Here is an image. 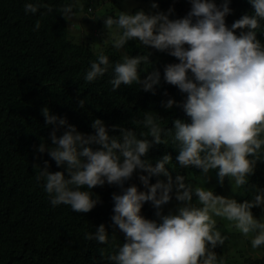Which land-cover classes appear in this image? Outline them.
<instances>
[{"label": "clouds", "instance_id": "1", "mask_svg": "<svg viewBox=\"0 0 264 264\" xmlns=\"http://www.w3.org/2000/svg\"><path fill=\"white\" fill-rule=\"evenodd\" d=\"M188 2L190 10L179 18H170L175 12L173 7L154 12L121 10L115 16L100 15L91 7L78 16L75 3L58 9L70 22L69 27H75L72 21L84 16L92 20L103 18L107 29L103 42L110 39L116 50L124 49L130 40H137L142 47L175 57L178 62L164 66L163 81L178 88L185 98L182 102L168 98L161 101V106L181 107L191 120L188 123L176 119L173 131L158 122L162 118L157 114L146 112L142 120L133 119L132 123L147 132L112 125L113 131L119 128L120 135L116 136L110 135L104 121L97 118L91 123L94 133L86 134L69 124L66 117L51 114L47 106L41 109L45 124L53 125L49 135L51 145L42 140L36 151H47L57 167L64 166L67 172L66 177L65 171H49L48 161L39 166L36 180L38 183L43 180L51 206L67 205L76 213H87L100 203L98 196L94 198L93 188L105 183L120 188L119 193H112L111 220L124 233L125 242L107 255L100 249L101 255L113 264H226L225 258L214 249L223 246L229 237L219 230L214 216L232 222L242 236L250 237L253 249L264 246V219H259L261 211L256 208L264 209V190L255 193L251 200L237 202L203 186L209 171L218 170L219 184L223 185L228 177L234 193L238 188L244 189L257 161L264 155V43L257 38L260 21L264 20V0H248L253 14L242 15L230 27L226 17L233 12L229 7L231 0ZM108 4L116 6L111 0ZM151 8L158 9V4L153 2ZM24 12L46 16L53 12V7L26 2ZM40 27L38 19L34 30ZM113 28L117 30L115 33ZM237 29L241 30L239 34ZM141 63L151 64L148 54L126 53L113 66L101 52L90 62L84 80L95 82L111 70L109 83L113 92L122 84H137L155 95L161 85V73L154 69L141 79L138 70ZM163 94L168 96L167 91ZM84 105L81 100L79 106ZM65 125L66 130L58 136L60 127ZM167 137L178 147L175 159L180 166L200 169V176L189 174L198 186L186 183V177L180 174L173 178L166 167L172 162L169 154L163 155L154 166L143 158L153 145L167 144ZM137 170L146 191L139 190L135 183L125 187ZM152 176L167 179L150 184ZM173 190L178 206L175 212L164 214L163 206L173 198ZM145 202H151L158 219L141 215ZM85 239L101 244L110 240L103 223L95 233H86Z\"/></svg>", "mask_w": 264, "mask_h": 264}, {"label": "trees", "instance_id": "2", "mask_svg": "<svg viewBox=\"0 0 264 264\" xmlns=\"http://www.w3.org/2000/svg\"><path fill=\"white\" fill-rule=\"evenodd\" d=\"M106 1L0 0V264H113L101 255L100 249L103 248L107 255L116 250L115 246L125 242L124 233L111 220L114 214L112 193L120 192L116 185L105 183L93 188L94 198L98 196L100 203L87 213H76L67 205L51 206L43 190V180L39 183L36 180L39 166L43 167L48 161L49 171L53 172L65 171V167L58 168L47 151H36L42 140L51 145L49 135L53 125L45 124L41 113L43 107L47 106L53 115L66 117L69 124L86 134L94 133L91 123L97 118L104 121L110 135H120L119 128L113 131L112 125L137 133L140 130L147 132V129L132 123L133 119L142 120L146 112L157 114L162 118L158 122L173 131L176 119L191 122L181 107L166 109L161 106V101L168 98L178 102L185 98L178 88L163 81L164 66L178 62L175 57L154 48L142 47L137 40H130L124 49L116 50L110 39L103 42L107 38L103 18L92 20L84 16L77 22L73 20L78 34L72 35L70 22L58 11L67 3L78 6L75 10L79 16L87 13L89 7L100 15L113 16L121 10L154 12L173 7L175 12L170 18H179L190 10L188 0H111L115 7L108 4L100 8ZM26 2L50 4L53 12L46 16L25 14ZM153 2L158 4V9L151 8ZM229 7L233 9L226 17L229 27L242 15L253 14L248 0H231ZM116 9L118 11L114 12ZM41 11L45 9L41 8ZM38 19L41 27L35 31ZM260 25L257 38L264 43V20ZM112 31L115 33L117 30L113 28ZM240 31L237 29V34ZM101 52L109 57L113 66L126 53L130 56L148 54L151 64L141 63L138 70L141 79L154 69L160 71L161 85L155 95L137 84H122L113 92L109 83L111 70L95 82H86L84 75L89 64ZM165 91L168 96L163 94ZM81 100L85 101L84 107L79 106ZM66 127L61 126L57 135H61ZM148 139L152 138L149 136ZM167 139V144L153 145L143 158L154 166L163 155L169 154L172 162L166 167L173 178L177 174L183 175L186 183L190 181L195 186L189 174L197 176L200 169L180 166L175 159L178 147L171 142V137ZM217 171L211 170L218 179ZM140 174L139 170L134 172L132 178L125 182V187L135 183L139 190L146 191L139 181ZM65 175L67 177L66 171ZM157 179L167 178L152 176L149 183H155ZM227 180L225 177L224 183ZM221 187L220 184L212 191L220 195ZM240 190L243 191L241 202L251 200L255 193L264 190V155L257 161L254 174L248 177V184ZM155 211L151 202H145L141 215L158 219ZM252 211L257 217V210L253 208ZM102 223L109 234V243L86 240L85 234L95 233ZM217 225L222 234L230 237L229 230L221 222ZM113 234L115 240H112ZM261 248V256L244 257L242 264H264V246ZM214 251L224 257L222 246H217Z\"/></svg>", "mask_w": 264, "mask_h": 264}, {"label": "rangeland", "instance_id": "3", "mask_svg": "<svg viewBox=\"0 0 264 264\" xmlns=\"http://www.w3.org/2000/svg\"><path fill=\"white\" fill-rule=\"evenodd\" d=\"M101 6H107V2H103L100 5ZM79 13V12H78ZM79 16V14H78ZM75 22H77L75 20ZM74 22V23H75ZM72 30H70V34H78V30L76 27H69ZM202 173L201 171L198 172L197 176H200ZM234 183V182H233ZM194 185H197L196 180H194ZM220 184L218 183V180L216 177L213 175L211 171L208 173V179L205 180L204 182V187L207 189H213L216 186H219ZM238 188L237 192L234 193L232 191V183L228 179L223 185L221 189L220 195L234 198L237 200V202H241V197L243 195V192ZM173 197L174 200H170V202L166 205L163 206V212L164 214H168L170 211L175 212L177 206H178V201L175 199L174 195V190H173ZM259 209L261 212L259 214V219L262 218L264 219V209L261 207H256ZM217 222H221L230 232V237L229 239L225 242V244L222 246V254L224 255L226 259V264H242V260L244 257H259L263 253V249L260 247L258 249H253L251 247L250 243V237L245 238L242 236L237 229L232 227V222L227 221L226 219H222L221 217H213Z\"/></svg>", "mask_w": 264, "mask_h": 264}]
</instances>
